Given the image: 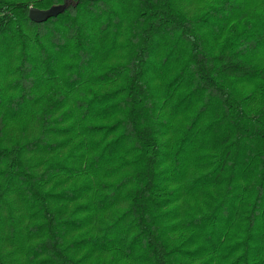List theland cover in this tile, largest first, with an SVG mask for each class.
Returning <instances> with one entry per match:
<instances>
[{
	"label": "trees",
	"instance_id": "16d2710c",
	"mask_svg": "<svg viewBox=\"0 0 264 264\" xmlns=\"http://www.w3.org/2000/svg\"><path fill=\"white\" fill-rule=\"evenodd\" d=\"M0 264H264V0H0Z\"/></svg>",
	"mask_w": 264,
	"mask_h": 264
},
{
	"label": "water",
	"instance_id": "95a60500",
	"mask_svg": "<svg viewBox=\"0 0 264 264\" xmlns=\"http://www.w3.org/2000/svg\"><path fill=\"white\" fill-rule=\"evenodd\" d=\"M65 4L60 6H51L46 9H40L34 6H30L28 10V16L33 20H40L45 18L49 14L56 13L58 10H61Z\"/></svg>",
	"mask_w": 264,
	"mask_h": 264
}]
</instances>
